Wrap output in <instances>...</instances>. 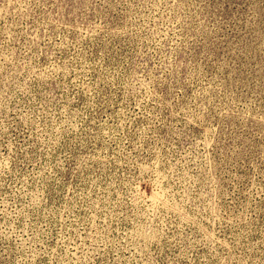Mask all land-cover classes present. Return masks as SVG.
<instances>
[{
  "label": "rangeland",
  "instance_id": "1",
  "mask_svg": "<svg viewBox=\"0 0 264 264\" xmlns=\"http://www.w3.org/2000/svg\"><path fill=\"white\" fill-rule=\"evenodd\" d=\"M0 264H264V0H0Z\"/></svg>",
  "mask_w": 264,
  "mask_h": 264
}]
</instances>
